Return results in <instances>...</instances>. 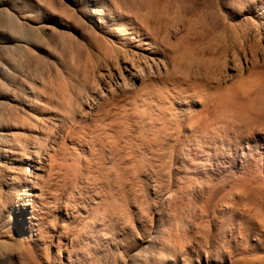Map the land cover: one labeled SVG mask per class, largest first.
Returning a JSON list of instances; mask_svg holds the SVG:
<instances>
[{"label": "rangeland", "instance_id": "obj_1", "mask_svg": "<svg viewBox=\"0 0 264 264\" xmlns=\"http://www.w3.org/2000/svg\"><path fill=\"white\" fill-rule=\"evenodd\" d=\"M119 1L0 0V264H264V125L217 98L264 1L137 0L167 50L126 83Z\"/></svg>", "mask_w": 264, "mask_h": 264}, {"label": "bare ground", "instance_id": "obj_2", "mask_svg": "<svg viewBox=\"0 0 264 264\" xmlns=\"http://www.w3.org/2000/svg\"><path fill=\"white\" fill-rule=\"evenodd\" d=\"M258 1L259 0H238L239 3H257ZM116 3L117 4L110 6L108 9L109 16L105 17L106 20H102L105 28L110 30L112 34L123 42V47L117 49L120 53L117 52L114 54L116 62L119 54H122L125 59V65L121 68V72L119 73L123 76V81L125 83L129 77L128 73L125 75L122 72L123 69L128 71L129 75H134V73H136L135 71H137V73L145 79L147 74L143 70V62L139 59V54L147 57L148 54L144 50L151 51L154 48L162 49L163 53H166L167 50L161 41L154 35L151 24L146 16V13L149 14L153 10L152 3L149 0L144 2L147 8L146 13H143V9L137 7V0H135V4L133 5L126 1H119ZM100 14L102 15L103 11H98V15ZM138 51L142 52L139 53ZM164 55L166 56V54ZM162 58L164 59L165 57ZM154 59L155 58H152L153 61ZM251 60L252 62L249 63L248 68L243 65L241 69L242 73L240 74V76L248 74V77L237 81L229 87L217 88L220 92L217 94V98L223 100L226 98L230 100L236 98L240 100L243 99L242 106L246 109L244 114L247 115L242 119L250 120V124L253 125L257 122L264 125V62H260L262 59H260L257 54L251 55ZM145 63L149 65V73L152 74V62L150 63V60L147 58ZM63 83L64 82L60 81L58 85H54V87L48 90L49 94L52 93L54 95L53 97L49 96V100L52 102L55 100L54 97L58 98V102L62 105V109L65 112L77 110L73 105V100L76 98V95L64 87ZM97 83L100 84L99 81H97ZM48 85L49 82L44 79L43 88L47 89ZM30 89L37 96L38 94L43 96L37 86H31ZM81 89H83L82 85ZM80 92L81 91H79V94ZM41 107H43V105H41ZM238 110L242 111V113L244 112L240 108Z\"/></svg>", "mask_w": 264, "mask_h": 264}]
</instances>
